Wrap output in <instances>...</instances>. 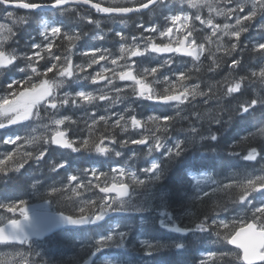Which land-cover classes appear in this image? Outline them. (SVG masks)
Masks as SVG:
<instances>
[{"label":"snow or ice","instance_id":"snow-or-ice-1","mask_svg":"<svg viewBox=\"0 0 264 264\" xmlns=\"http://www.w3.org/2000/svg\"><path fill=\"white\" fill-rule=\"evenodd\" d=\"M85 5L165 24L116 30L118 55L77 49L89 36L73 20L106 39ZM0 18V130L13 129L0 137V264H184L196 251L207 258L193 264H264V0H0ZM61 199L70 212L51 211ZM213 237L232 248L206 249Z\"/></svg>","mask_w":264,"mask_h":264},{"label":"trees","instance_id":"trees-1","mask_svg":"<svg viewBox=\"0 0 264 264\" xmlns=\"http://www.w3.org/2000/svg\"><path fill=\"white\" fill-rule=\"evenodd\" d=\"M139 2V0L137 1V3ZM120 4L119 6H124L122 5V3H118ZM108 5V4H106ZM19 13L23 14V12L25 10H17ZM194 11V10H193ZM79 15L81 16H92L94 19H99L101 22V29H103V32L106 35V39L104 41H94L91 40L90 37L93 34L94 31H96V29L94 28L93 25H88L86 23V21L83 22H79V21H75L73 20L72 22L74 24H79V27L84 31L88 33L89 38H85L82 39L81 41L78 42L77 44V49H82L91 45H104L105 47H107L108 49H110L111 53L113 55H118V37H116L114 35V32L116 30H123L124 32L128 33V34H139L140 29L137 28V23L138 22H143L146 25L150 24V23H156L158 25H163L165 24V21L163 19V16L159 13V12H151L150 10H146L143 11L139 14H134L131 15L130 17H124V20L126 21L125 23H121L119 22V18L117 19H110L108 16L103 15L102 13H96L95 10L86 7V6H82L79 9ZM204 15H207V11H204ZM203 33H197V36H202ZM227 40V38H225ZM76 51V50H74ZM74 62L79 61V59H77V56H73ZM88 57H85L82 61H86ZM187 59V58H186ZM177 60H179V58H177ZM81 61V62H82ZM41 63H44V61H42ZM97 67H99V65H96ZM145 66H148L147 64H145ZM177 65L173 64V67L175 68ZM137 67H140V65H137ZM18 76L23 75L22 73H17ZM52 74H50L51 76ZM216 76V79H222V75L218 72L217 74H212ZM196 77L201 78L202 80L206 81L207 80V76L208 74L202 69L200 73L195 74ZM8 79L7 74L2 75V77L0 78V92L4 91L3 88V83ZM192 81H189V83H191ZM214 82V81H213ZM84 85H88L87 81L82 82ZM92 85H88L89 88H91ZM66 90H68V86L66 85L65 87H63L61 89V92H65ZM123 107L122 104H118L115 108H113V111H119L120 108ZM76 113L78 115H82L84 109H76L75 110ZM69 115H71L72 113L69 111L68 112ZM99 114V113H98ZM41 115L43 116V112L41 113ZM76 126H73V128H75ZM81 128H83V125H80ZM215 127V126H213ZM14 129H20V134H25L27 132L30 131V129L27 128H21L20 126H14ZM13 129H8V130H0V137L6 135L8 132L12 131ZM42 131V129H38V132ZM131 133H129L130 135ZM69 135H71V132L69 133ZM7 147L4 145H0V151H3V149ZM143 162V158H141L140 163ZM245 163H250V162H245ZM262 165H256L257 168L261 167ZM44 172L45 175H54L53 173L47 172L46 169L42 170ZM219 171V169H217V172ZM244 171H249L251 172L252 169H228L227 170V175L228 176H232L234 174L238 175L240 173H243ZM210 175H212L215 178L218 179H224L223 175H220L217 177L216 172H211L209 173ZM40 176L41 173L39 172H32L29 174V176H26L23 180L19 181V182H14L13 184V188L10 189V191H14L16 188H19V194L23 195L25 189H27L29 187L28 185V180L30 179L31 176ZM25 199L29 200V206L32 207L34 205H38V204H43L42 200H38V199H34L31 196H27L24 195ZM52 210L55 211H64V212H70L71 211V206H70V202L65 201L63 199L57 201L56 203H54L51 206ZM5 215H11V214H5ZM187 220V218H185ZM80 237L77 236L76 239H79ZM54 239L57 242H63L65 240H70L71 239V233L66 232V231H61L57 234H55ZM213 240H215V238L213 237L212 240H209L204 247L206 249H210V250H219V249H226V248H232L230 245H224L219 241H216L215 243H213ZM7 251H11V249L5 248L4 246H0V252H7ZM193 257H195V259L198 261L200 259H206V255L203 252L200 251H196V252H192L188 255H186L183 258L184 264H193ZM64 260L65 261H70L73 259V253L72 252H68L64 255ZM117 259H119V257H117ZM209 264H212L211 261H209ZM221 264H223V262H221ZM231 264H240L239 261L235 260V258L231 259Z\"/></svg>","mask_w":264,"mask_h":264},{"label":"water","instance_id":"water-1","mask_svg":"<svg viewBox=\"0 0 264 264\" xmlns=\"http://www.w3.org/2000/svg\"><path fill=\"white\" fill-rule=\"evenodd\" d=\"M130 14H133V13H129V14H127V15H130Z\"/></svg>","mask_w":264,"mask_h":264},{"label":"rangeland","instance_id":"rangeland-1","mask_svg":"<svg viewBox=\"0 0 264 264\" xmlns=\"http://www.w3.org/2000/svg\"><path fill=\"white\" fill-rule=\"evenodd\" d=\"M111 1H114V0H111Z\"/></svg>","mask_w":264,"mask_h":264}]
</instances>
